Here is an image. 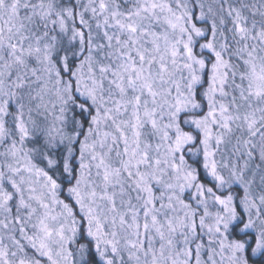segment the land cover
<instances>
[{"label":"snow or ice","instance_id":"1","mask_svg":"<svg viewBox=\"0 0 264 264\" xmlns=\"http://www.w3.org/2000/svg\"><path fill=\"white\" fill-rule=\"evenodd\" d=\"M0 264H264V0H0Z\"/></svg>","mask_w":264,"mask_h":264}]
</instances>
